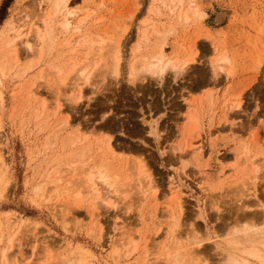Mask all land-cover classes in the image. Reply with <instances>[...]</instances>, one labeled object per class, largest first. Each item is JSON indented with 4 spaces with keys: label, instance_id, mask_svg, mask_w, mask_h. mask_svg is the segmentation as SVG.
I'll use <instances>...</instances> for the list:
<instances>
[{
    "label": "rangeland",
    "instance_id": "1",
    "mask_svg": "<svg viewBox=\"0 0 264 264\" xmlns=\"http://www.w3.org/2000/svg\"><path fill=\"white\" fill-rule=\"evenodd\" d=\"M53 1L0 0V53L12 28L22 35L14 54L0 58V147L7 159L0 165V264H224L226 237L244 226V214L259 227L264 213V0H184L182 11L171 9L172 0H71L77 13L69 33L58 16L41 54L39 28ZM182 12L190 14L187 22ZM81 18L77 33L72 28ZM144 30L149 40L135 52ZM115 37L122 39L119 75L112 67ZM67 39L73 41L64 46ZM85 39L97 41L93 49ZM162 41L167 55L196 43L188 74L133 80L132 63L141 69V57L152 56ZM222 51L231 57L229 75L213 72ZM17 58L33 67L17 75L24 67ZM199 97L200 126L185 142L189 99ZM238 97L245 111L235 107ZM73 131L81 143L85 135L93 143L84 163L72 155L79 141L63 144ZM107 136L114 155L98 141ZM139 158L158 200L132 166ZM101 160L122 183L108 189L95 172L98 200L83 180ZM172 185L183 212L171 233ZM79 190L78 204L72 197ZM105 197L116 206L109 208Z\"/></svg>",
    "mask_w": 264,
    "mask_h": 264
},
{
    "label": "bare ground",
    "instance_id": "2",
    "mask_svg": "<svg viewBox=\"0 0 264 264\" xmlns=\"http://www.w3.org/2000/svg\"><path fill=\"white\" fill-rule=\"evenodd\" d=\"M70 2L71 0H54L53 1V5H52V8L51 10L48 12V15H47V18H45L44 22H45V27L43 28H39V35H40V44H41V47H40V53L42 54L43 51L45 50V45L47 44L49 46V44L51 45V42L53 41V36H54V33H55V29L52 25V22H54V20L58 17V16H62V19L60 20L59 24L61 25V27L63 28V32L67 33L70 29H71V26L73 25V22L70 20V17L72 18L73 16L76 15L77 13V8L76 7H71L70 6ZM172 4L174 3L175 5L174 6H171L172 10L175 11L174 9L175 8H180V10L182 11V8H183V4H184V0H172L171 1ZM192 7V6H191ZM156 9V8H155ZM193 10V9H192ZM198 10V9H197ZM184 11V10H183ZM79 12V11H78ZM197 12V11H196ZM199 13V12H198ZM181 17L186 20V22L190 19V14H188L187 12H182L181 14ZM179 15V16H180ZM200 16V15H199ZM57 20V19H56ZM85 18H81L78 22V24L72 28L73 30H75L77 33H80L81 32V29H83L81 26L84 22ZM144 21V20H143ZM146 22V20H145ZM191 22V21H190ZM56 24V23H55ZM152 24H150V27H151ZM154 26V25H153ZM147 27V26H146ZM157 29V27H155ZM160 28V27H159ZM171 28V27H170ZM148 29V27H147ZM154 29V27H153ZM172 29V28H171ZM143 30V29H142ZM163 30V29H162ZM175 30V29H173ZM172 30V31H173ZM158 31V29L156 30ZM169 31V30H167ZM171 31V30H170ZM17 32V33H16ZM21 31H18V30H14V28H12V31L9 33V36H8V39L6 40L5 42V45L3 46V51L0 53V58L1 56H4V58L6 59L9 55L11 54H14V51H15V46H16V42L15 41L16 39H19L22 37ZM143 32V31H142ZM69 33V32H68ZM151 33V32H149ZM148 33V34H149ZM159 34H161L162 36L165 37L166 35V31L163 33V31L161 32L160 30L158 31ZM169 33V32H168ZM167 33V35H168ZM147 34L146 30H144L142 36L141 37V40L138 41L134 51L135 52H141L143 45V41L144 40H149V35ZM166 35V37H167ZM82 37V36H81ZM88 37V36H87ZM86 37V38H87ZM122 37V36H120ZM116 38V37H115ZM160 38V36H159ZM162 38V37H161ZM92 39V38H91ZM117 39V40H116ZM116 42H115V47H114V67L113 68V72L115 75H119L120 74V64H121V58H122V55H121V40L120 38H116ZM165 39V38H164ZM114 40V41H115ZM72 39H67L65 41V45L64 46H69L71 43H72ZM76 41V40H75ZM90 41L89 39H85L84 43L87 45H89L88 47L90 49H93L94 48V44H96V40H91V42H88ZM196 41V40H195ZM146 42V41H145ZM167 42V41H166ZM28 47H33L32 44L30 43V41H27L26 42ZM160 43V42H159ZM183 43V42H182ZM103 44V43H102ZM161 44V43H160ZM104 46V45H103ZM148 46V45H147ZM50 47V46H49ZM158 47L155 51H154V54L150 57L148 56H144V57H141L142 58V62L138 61L137 63L140 62V64H142V68L141 69H138L137 66L139 64H137V66L133 65L132 63V67H131V71H130V75L134 76L133 80H137V74H140V76L138 77V79H141V80H145L147 78H151L153 79V77L157 78L159 77L161 80L164 79V77L170 73L171 76L170 77H173L175 80L178 78V79H182L183 77H185L186 74H188L187 70L189 68H191V65L195 64L197 61V53H198V46L195 44H192L189 46L188 49H186V51L184 52V50L179 53L177 51H174V53L170 54V55H167L166 52H165V46L163 44V41H162V44L159 45V46H156ZM97 48V47H95ZM43 49V50H42ZM89 49V51H90ZM111 49V48H109ZM179 49H182V48H179ZM38 50V49H37ZM95 50V49H94ZM144 50V49H143ZM154 50V49H153ZM33 51V50H32ZM184 52V53H183ZM16 55V54H15ZM38 55V54H37ZM10 57V56H9ZM35 57H37L35 55ZM43 58V57H42ZM35 59V58H33ZM18 58L16 60V63L18 62ZM135 61V60H134ZM32 62V61H30ZM136 62V61H135ZM231 57L226 53V51H222L220 52L218 55H217V58L214 60L213 62V66H214V71L216 75H220V73H227V75L231 74L232 73V68L230 67V63H231ZM3 63V62H2ZM88 63V62H87ZM18 64V67H20L22 65L19 64V62L17 63ZM16 64V65H17ZM79 65V62H75L73 68L71 69V71L73 70H76L77 66ZM229 65V66H228ZM24 66V64L22 65ZM86 66V65H85ZM25 67V68H24ZM24 67H21L19 69V72L17 73V75H22L23 73H25L27 70L31 69V67H33V63H29L27 64L26 66ZM53 67V66H52ZM55 67H58V66H55ZM59 69V71H61L60 69L62 68H57ZM83 69V68H82ZM87 68H85L84 71H86ZM58 71V72H59ZM69 72V71H68ZM83 72V71H82ZM54 73V72H53ZM66 73V72H65ZM64 73V74H65ZM81 73V72H80ZM68 74L67 73L66 75H63L62 76V84L65 85V82L66 80H68ZM84 74V72L82 73V75ZM91 74V73H90ZM90 74L87 73L84 77L86 80L85 81H89L90 79ZM137 75V76H136ZM226 75V76H227ZM80 76V74H79ZM131 76V77H132ZM57 77V76H56ZM81 77V76H80ZM218 77V76H217ZM172 78V79H173ZM132 81V80H131ZM2 83V80L0 78V84ZM142 83V82H141ZM79 84V83H78ZM34 85V84H33ZM60 85V84H58ZM32 86V85H31ZM82 86V85H81ZM80 86V87H81ZM1 87V86H0ZM33 87V86H32ZM60 87V86H59ZM61 88V87H60ZM82 88H80V91H81ZM34 90V89H32ZM35 91V90H34ZM32 91V92H34ZM2 92H0V102L1 103H4L2 101L3 96L1 95ZM30 93V91H29ZM28 93V94H29ZM81 93V92H80ZM83 94V92H82ZM80 95V94H79ZM201 97V96H200ZM200 97L197 99H189V101H191V105H190V108L188 110V114H187V121H186V124H185V128H184V136H185V142L188 141L189 137L191 136V133L198 129L199 128V122H200V119H201V116H200V110H201V107H202V104H203V98L200 99ZM204 97V96H203ZM78 98H82L81 95L78 96ZM207 99H209L210 97H207ZM205 98V100H207ZM212 98V97H211ZM80 100V99H79ZM58 104V103H57ZM59 110H60V106L61 104H58L57 105ZM4 107V106H3ZM235 107L238 109V110H242L244 108V102H243V99L241 97H238L235 101ZM245 109V108H244ZM243 109V110H244ZM202 111V110H201ZM245 111V110H244ZM41 114V113H40ZM38 115V114H37ZM36 115V116H37ZM39 116V115H38ZM66 120V119H65ZM62 121V120H61ZM67 122V121H66ZM64 122V123H66ZM69 123V122H67ZM56 124V123H55ZM65 125V124H64ZM63 125V126H64ZM49 126V125H48ZM47 126V127H48ZM59 126V125H58ZM62 126V125H61ZM62 126V127H63ZM66 126V125H65ZM61 128V127H59ZM66 128V127H65ZM46 129V128H45ZM62 129V128H61ZM60 129V130H61ZM43 130V129H42ZM74 130V129H72ZM77 130V129H75ZM58 131V130H57ZM70 131V130H69ZM60 132V131H59ZM77 131H73L71 132V134H69L68 137L64 138V142L63 144H65V147L69 144H76L75 142L76 141H82V139H79V135L76 133ZM52 133V132H51ZM59 134V133H58ZM67 136V135H66ZM84 136V135H83ZM86 136V135H85ZM83 137V143L80 142V145L79 146L80 148L77 149L76 151H72V155H73V159L74 158H77L78 161L77 162H85L84 160L86 159L85 157L88 155V153L91 151L92 149V145L93 143L89 140L88 136L86 137ZM82 137V136H81ZM50 139H53L55 140L56 137V133L53 132L52 135L49 136ZM48 138V139H49ZM91 139V138H90ZM95 139V138H94ZM111 138L110 137H99V142H102V143H105L106 144V147L108 148V151L113 154L115 153L111 143H110V140ZM51 141V140H50ZM50 141H47L49 144ZM94 141V140H92ZM53 142V141H52ZM57 142V141H56ZM97 142V141H96ZM183 142V141H182ZM240 143V142H239ZM78 144V143H77ZM100 144V143H99ZM183 144V143H182ZM182 144H180V147L182 146ZM186 144V143H185ZM49 146V145H48ZM186 146V145H185ZM244 144H241L240 146L236 147L238 148V151L239 150H243L244 148ZM77 147V146H76ZM99 147V146H98ZM191 147V146H190ZM50 148V147H49ZM52 148V146H51ZM70 148V147H69ZM73 148V147H72ZM179 148V147H178ZM180 149V148H179ZM94 150V149H92ZM43 151V150H42ZM249 151V149H248ZM189 152V151H188ZM4 152H2V148L0 147V165H5L6 164V160L5 157H4ZM91 153V152H90ZM110 154V155H111ZM247 154V153H246ZM114 155V154H113ZM187 155V154H186ZM100 157V156H99ZM64 158V157H63ZM89 159V158H88ZM131 161V160H130ZM101 162V163H100ZM133 165L134 167H136V169L139 171V173L142 175H144V177L146 176L145 178V182H146V187L144 185V188H146V190H151L152 191V195L154 199L158 200V197H157V186H155V181H154V178L152 177V174L149 172L148 173V169L146 168V165L144 163V160L143 159H136V160H133ZM75 163V161L73 162ZM131 163V162H130ZM75 165V164H74ZM97 167H95V170L96 171H92V173H89L88 177L86 176V179H84L83 181L86 183V188L84 189H90L91 190V193L93 192L96 199H100L101 197V192L100 191L101 189L99 188L98 184H97V181H101L103 182V185L105 184V186L110 189V188H115L116 185L120 182L122 183L121 179H119L118 177V174H115V175H111V172L113 173V171L111 170L110 165L108 164V162L106 163L103 162L102 160L101 161H98L97 162ZM109 165V166H108ZM185 165V164H184ZM252 165V164H251ZM92 167V166H91ZM83 168V167H82ZM87 168V167H86ZM92 169V168H91ZM86 170V169H85ZM84 170V171H85ZM94 170V169H93ZM136 170V172H137ZM244 170V169H243ZM87 171H90L89 169L86 170L85 172ZM249 171V170H248ZM84 172V173H85ZM98 175V179H96V174ZM88 173V172H87ZM145 173V174H144ZM77 174V173H76ZM138 174V172H137ZM140 175V176H141ZM243 175V174H242ZM247 175H250V174H247ZM244 176V175H243ZM143 177V176H141ZM250 177V176H249ZM57 179V178H56ZM120 180V181H119ZM141 180V178H140ZM139 180V182H140ZM244 181V179H242ZM144 182V180H142ZM172 181V180H171ZM100 182V183H101ZM155 183V184H154ZM83 184V183H82ZM144 184V183H143ZM84 185V184H83ZM82 185V186H83ZM100 185V184H99ZM143 186V185H142ZM85 187V185H84ZM253 187V186H252ZM105 188V187H103ZM112 189V190H113ZM83 190V187L82 189ZM105 190V189H104ZM115 190V189H114ZM142 190V189H141ZM145 190V191H146ZM85 191V190H84ZM110 191V190H109ZM149 191V192H151ZM78 193H74V197H72V200L74 199V201L76 203H80L81 200H82V193L80 190L77 191ZM112 191H110V193L108 194H111ZM142 192H144V190H142ZM90 194V193H89ZM171 199H170V202H171V205L169 206L170 208V212H171V220H173V227L170 228L171 230V233H172V230L174 227H177V225L179 224L180 220H181V215H182V212H183V204H182V199L180 197V191H178L177 189V186H173L171 187ZM103 195V194H102ZM105 195V194H104ZM59 196V195H58ZM90 196V195H89ZM110 197V196H109ZM107 197L105 198H102L106 203L107 205H111L109 206L110 207H113L115 205V200L113 201L112 199L108 200L106 199ZM101 199V200H102ZM97 203V200L95 201ZM143 202V201H142ZM99 203V202H98ZM261 204V203H260ZM116 206V205H115ZM263 206V205H261ZM264 212V211H263ZM254 214V213H253ZM252 214V215H253ZM157 215V214H156ZM249 215V214H248ZM263 216V219H261V225L258 226H254L252 223H250L251 221H253L255 223V218H254V215L253 217L252 216H243V219H244V226L243 227H239V226H236V229H234L230 234L229 236L226 237V245H225V248H224V253H223V261H224V264H264V236L261 237V232L264 231V213L260 216L262 217ZM256 217V216H255ZM143 218V217H142ZM240 217H238L237 219H239ZM252 218H254L252 220ZM145 221L146 218H144ZM251 220V221H249ZM249 222V223H247ZM178 228V227H177ZM169 231V230H168ZM174 232V230H173ZM170 233V231H169ZM5 236V235H4ZM2 241V240H1ZM199 242H194V244H196ZM197 244V245H198ZM201 244V243H200ZM130 245V244H129ZM7 246V245H6ZM115 246H117V244H115ZM81 247V246H79ZM133 247V246H132ZM166 247V246H165ZM114 248V247H113ZM116 248V247H115ZM182 248H184L182 246ZM3 249V248H2ZM84 250V248L80 250V252ZM118 250V249H117ZM123 250V249H122ZM4 251V250H2ZM85 251V250H84ZM88 250H86L85 252H87ZM115 251V254L116 255L118 252H121L120 250L117 252L116 249L113 250V252ZM4 253H8V252H5ZM72 253V252H71ZM75 253V252H73ZM89 254H91V252H89ZM93 254V252H92ZM120 254V253H119ZM118 254V255H119ZM8 255V254H7ZM181 255V254H180ZM180 255H178L176 253V256H175V260L176 258H178ZM2 255H0L1 257ZM4 256V254H3ZM6 256V255H5ZM4 256V257H5ZM168 256L171 257V255L169 254ZM7 259V258H6ZM171 259V258H170ZM169 259V260H170ZM178 260V259H177ZM1 261V260H0ZM87 261V260H86ZM85 260L82 261L80 260L79 263L80 264H85L86 262ZM70 262V261H69ZM73 262V261H72ZM72 262H70L69 264H71ZM177 262V261H176ZM175 262V263H176ZM179 262V260H178ZM7 263V262H6ZM196 264V263H195Z\"/></svg>",
    "mask_w": 264,
    "mask_h": 264
}]
</instances>
